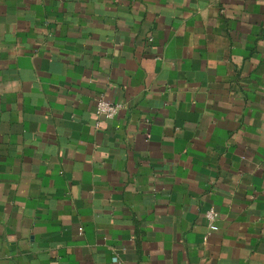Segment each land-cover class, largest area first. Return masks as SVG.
<instances>
[{"label":"crops","instance_id":"crops-1","mask_svg":"<svg viewBox=\"0 0 264 264\" xmlns=\"http://www.w3.org/2000/svg\"><path fill=\"white\" fill-rule=\"evenodd\" d=\"M0 264H264V0H0Z\"/></svg>","mask_w":264,"mask_h":264},{"label":"built area","instance_id":"built-area-1","mask_svg":"<svg viewBox=\"0 0 264 264\" xmlns=\"http://www.w3.org/2000/svg\"><path fill=\"white\" fill-rule=\"evenodd\" d=\"M122 105L109 100L106 96H98L96 98V113L110 119L115 118L122 110ZM208 221V233L217 231L218 212L214 207H210L205 212Z\"/></svg>","mask_w":264,"mask_h":264}]
</instances>
